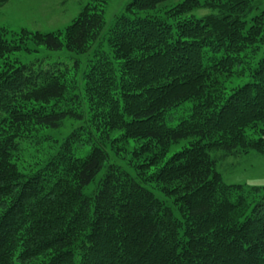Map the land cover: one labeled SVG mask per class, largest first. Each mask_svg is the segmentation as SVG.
Segmentation results:
<instances>
[{"label":"trees","instance_id":"1","mask_svg":"<svg viewBox=\"0 0 264 264\" xmlns=\"http://www.w3.org/2000/svg\"><path fill=\"white\" fill-rule=\"evenodd\" d=\"M251 1L131 0L102 43L104 0L62 38L0 29V264H264V188L217 172L264 159V11ZM29 43L92 58L76 84V63L13 57ZM67 119L79 123L29 165V145L51 139L40 131ZM119 139L135 144L124 164Z\"/></svg>","mask_w":264,"mask_h":264},{"label":"rangeland","instance_id":"2","mask_svg":"<svg viewBox=\"0 0 264 264\" xmlns=\"http://www.w3.org/2000/svg\"><path fill=\"white\" fill-rule=\"evenodd\" d=\"M87 1L88 0H9L6 5L0 8V29H8L11 31L25 30L29 33L39 34L54 33L62 38L65 29L77 17L80 8L86 4ZM104 1L105 6L103 15L105 25L99 40L101 43L104 42L105 38L103 37L112 27L115 17L131 0ZM251 4L254 6L252 16L264 11V0H252ZM205 14L206 12L199 13L200 16ZM93 45V48H97L95 44ZM103 45H105V43ZM28 47L31 52H17L13 57L17 58L21 63H27L40 58L61 60L67 66H73L74 63H76V74H72L73 78L76 77L74 78L76 84H79V77L87 69L88 60L92 58L90 53L93 51L90 50L89 53L79 55L69 53L65 49L59 52H50L44 47L39 45L34 46L32 43H29ZM240 83L241 81L234 80L231 82L230 86L234 87ZM189 105H191V103H186L166 114V125L170 127L175 126L181 117L188 114ZM78 123L79 122L74 120L67 119L57 130H41L40 133L42 136L47 135L51 137V139L42 142L41 145L34 142L29 145V149L25 153V158L29 165L34 162L40 163L46 158L47 154L53 153L54 149L58 146L54 144L61 143ZM117 135L118 132H114L110 133L109 137L113 139L116 138ZM48 145L49 147L47 148ZM184 145V142L174 145L170 149L168 157L182 149ZM134 147L135 144L133 142L124 143L119 139L114 141V147L112 146L110 153H115V156L121 157L123 161L117 162L124 164ZM85 151H87L86 147L75 151V154L81 156ZM217 172L227 184L264 188V159L257 155L250 153L220 161L217 164ZM101 175L102 173L98 175L97 179L100 178ZM92 190L93 185L88 187L86 192ZM155 194L159 198L162 197L158 192H155Z\"/></svg>","mask_w":264,"mask_h":264}]
</instances>
